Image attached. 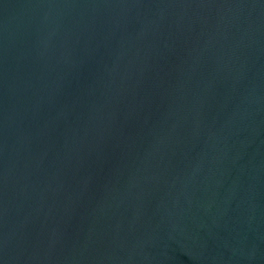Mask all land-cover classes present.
I'll list each match as a JSON object with an SVG mask.
<instances>
[{
    "label": "water",
    "instance_id": "1",
    "mask_svg": "<svg viewBox=\"0 0 264 264\" xmlns=\"http://www.w3.org/2000/svg\"><path fill=\"white\" fill-rule=\"evenodd\" d=\"M0 264H264V0H0Z\"/></svg>",
    "mask_w": 264,
    "mask_h": 264
}]
</instances>
